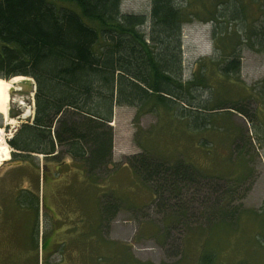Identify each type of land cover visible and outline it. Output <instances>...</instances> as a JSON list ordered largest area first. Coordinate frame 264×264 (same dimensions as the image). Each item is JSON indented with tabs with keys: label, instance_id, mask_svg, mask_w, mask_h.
I'll use <instances>...</instances> for the list:
<instances>
[{
	"label": "trees",
	"instance_id": "obj_1",
	"mask_svg": "<svg viewBox=\"0 0 264 264\" xmlns=\"http://www.w3.org/2000/svg\"><path fill=\"white\" fill-rule=\"evenodd\" d=\"M120 2L0 0V77L24 75L35 84L33 116L21 122L7 140L11 158L24 160L36 153L58 162L56 147L63 146V153L80 162L87 174L101 171L112 161L110 122L116 105L135 108L137 129L142 115H161L164 110L171 121H181L187 130L199 132L212 125L213 115L207 111L229 107L248 122H258L252 127L264 132L260 118L264 78L250 86L239 85L240 98L228 102L222 97L212 102L196 93L213 81L229 93L230 85L239 83L241 49L248 46L264 52V0H150L148 13L122 12ZM193 21L211 24L214 53L196 61L192 75L183 79L181 31L184 24ZM207 60L213 73L206 68ZM251 102L256 105L253 110ZM246 142L250 144L248 137ZM140 147V152L125 158L124 165L149 185L157 204H162L159 197L164 191L188 185L214 196L219 219L206 229L201 225L196 228L209 234L203 239L196 264H221L215 259L221 245L212 238L226 232L224 217L237 213L222 201L236 191L235 186L213 178L201 183L202 176L193 163L160 160L156 153L149 155L146 143ZM262 203L264 214V199ZM176 210H180L179 205ZM186 214L182 210L180 215ZM259 226L264 230V215ZM260 230L255 237H264ZM257 244L264 246L262 241L257 240ZM121 246L124 250L114 264H152L134 258L126 245ZM42 252L52 253H46L44 241ZM102 255H89L87 264H108ZM47 257L40 264H50Z\"/></svg>",
	"mask_w": 264,
	"mask_h": 264
},
{
	"label": "rangeland",
	"instance_id": "obj_2",
	"mask_svg": "<svg viewBox=\"0 0 264 264\" xmlns=\"http://www.w3.org/2000/svg\"><path fill=\"white\" fill-rule=\"evenodd\" d=\"M149 4L150 0H121L120 10L148 13ZM211 29L210 23L199 21L182 26L183 79L192 75L196 61L213 55ZM240 55L238 85H230L228 93V88L226 92L209 81L210 85L197 89L198 96L212 102L222 97L228 102L240 98L239 85L260 82L264 78V52L244 46ZM205 65L208 68L212 64L207 60ZM208 69L213 73V66ZM8 93L11 100L7 114L0 110V159L6 148L0 160V264H39L46 261V256L50 264H87L88 256L97 254L114 264L124 250L121 245L140 261L196 264L203 239L209 235L199 229L198 233L196 228L201 225L206 229L219 219L214 212L218 203L214 196L196 192L194 185H188L164 191L159 197L162 204H157L149 185L124 165L125 158L140 152L144 143L149 155L156 153L160 160L193 163L202 176L201 183L213 178L235 186L236 191L222 201L237 213L231 218L225 215L226 232L212 238L213 243L221 245L215 259L221 264H264V246L257 244V240L264 242V237H255L264 215V132L252 127L258 122H248L234 109L223 107L207 111L213 115L211 127L195 132L187 130L181 121H171L161 110L160 116L142 115L137 129L133 123L135 108L116 105L110 122L112 161L101 171L87 174L80 162L63 153V146L56 147L58 162L36 153L24 160L11 158L6 135L13 134L21 122L31 120L33 87L16 85ZM255 106L251 102L252 110ZM262 109L260 118L264 122ZM9 118H13L11 122ZM247 185L246 193L239 198ZM177 205L180 210H176ZM182 210L187 214L180 215ZM237 231L241 234L234 233ZM42 239L50 255L40 251ZM180 249L184 251L178 254Z\"/></svg>",
	"mask_w": 264,
	"mask_h": 264
},
{
	"label": "bare ground",
	"instance_id": "obj_3",
	"mask_svg": "<svg viewBox=\"0 0 264 264\" xmlns=\"http://www.w3.org/2000/svg\"><path fill=\"white\" fill-rule=\"evenodd\" d=\"M21 79H23V76H21V75L14 76L10 80H6L5 78L0 77V110L4 115L7 114L8 102H10V100H11L9 93H8V89L12 83L18 82ZM16 88H19V87H16ZM20 103H23V101L20 100ZM12 119L13 118H9V122H11ZM1 140L3 141L2 137H1Z\"/></svg>",
	"mask_w": 264,
	"mask_h": 264
},
{
	"label": "water",
	"instance_id": "obj_4",
	"mask_svg": "<svg viewBox=\"0 0 264 264\" xmlns=\"http://www.w3.org/2000/svg\"><path fill=\"white\" fill-rule=\"evenodd\" d=\"M12 77H14V76H11V77L7 78L6 80H10ZM16 85H22V86H26V87H31L32 86V78L28 77V76H23V79H21L18 82H14V83L11 84V86L8 89V92L13 91ZM33 89L35 90L34 86H33Z\"/></svg>",
	"mask_w": 264,
	"mask_h": 264
},
{
	"label": "crops",
	"instance_id": "obj_5",
	"mask_svg": "<svg viewBox=\"0 0 264 264\" xmlns=\"http://www.w3.org/2000/svg\"><path fill=\"white\" fill-rule=\"evenodd\" d=\"M0 151H1V150H0ZM19 204L22 205V206H26V205L28 206V205H29V204H27V203L24 204V203H22V202H20ZM33 206H34V205H33ZM44 244H46V241H44ZM46 249H47V248H46V245H45V251H46ZM47 251H49V250L47 249ZM47 251H46V252H47ZM50 252H51V251H50Z\"/></svg>",
	"mask_w": 264,
	"mask_h": 264
},
{
	"label": "flooded vegetation",
	"instance_id": "obj_6",
	"mask_svg": "<svg viewBox=\"0 0 264 264\" xmlns=\"http://www.w3.org/2000/svg\"><path fill=\"white\" fill-rule=\"evenodd\" d=\"M3 155H4V154H3ZM3 155L1 156V159L3 158ZM1 159H0V160H1Z\"/></svg>",
	"mask_w": 264,
	"mask_h": 264
},
{
	"label": "built area",
	"instance_id": "obj_7",
	"mask_svg": "<svg viewBox=\"0 0 264 264\" xmlns=\"http://www.w3.org/2000/svg\"><path fill=\"white\" fill-rule=\"evenodd\" d=\"M7 137L9 136V134L8 135H6Z\"/></svg>",
	"mask_w": 264,
	"mask_h": 264
}]
</instances>
